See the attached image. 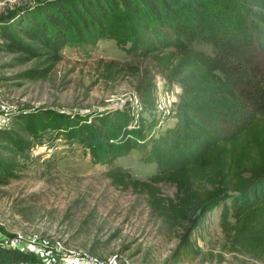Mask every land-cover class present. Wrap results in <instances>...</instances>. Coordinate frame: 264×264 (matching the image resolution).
Wrapping results in <instances>:
<instances>
[{
	"label": "trees",
	"instance_id": "1",
	"mask_svg": "<svg viewBox=\"0 0 264 264\" xmlns=\"http://www.w3.org/2000/svg\"><path fill=\"white\" fill-rule=\"evenodd\" d=\"M121 23L139 26L141 53L177 79L183 93L176 127L153 144L156 169L141 177L116 164L106 174L117 186L145 192L152 208L180 228L175 261L200 254L188 223L219 201L222 248L264 261V0H45L14 23H0V47L19 52L23 62L37 58L20 75L39 79L64 57L73 37L97 38L107 30L119 36ZM105 62L106 76L121 70L113 60ZM128 66L133 72L140 68ZM152 94L150 86L140 91L149 105ZM53 114L22 113L13 120L29 131ZM111 114L113 120L96 116L73 123L62 113L54 115L102 159L141 144L147 134L144 126L130 125L125 109ZM17 128L1 131L11 152L27 143ZM14 157L0 154V183L19 170ZM161 183L175 185V192L164 193ZM224 250L204 256L222 259ZM0 264L49 263L31 250L0 243Z\"/></svg>",
	"mask_w": 264,
	"mask_h": 264
},
{
	"label": "rangeland",
	"instance_id": "2",
	"mask_svg": "<svg viewBox=\"0 0 264 264\" xmlns=\"http://www.w3.org/2000/svg\"><path fill=\"white\" fill-rule=\"evenodd\" d=\"M44 2L0 0V23H14ZM138 27L124 28L121 23L119 36L107 30L97 38L73 37L63 48L64 57L39 79L20 75L37 58L23 62L17 59L19 52L0 47V112L12 113L15 119L48 110L73 123L94 121L96 116L113 120L112 112L125 109L130 125L144 126L147 133L141 144L100 159L54 114L42 116L46 120L36 121L29 131L12 120L4 128H17L27 143L11 152L1 134L4 128L0 131V154L13 153L19 165L9 182L0 183V243L31 250L49 264H264L222 248L221 201L188 223L200 254L175 261L180 228L152 208L145 192L117 186L106 174L110 166L120 164L146 177L157 165L155 140L168 139L177 125L183 86L141 53ZM195 44L211 49L205 41ZM109 60L121 69L113 77L104 72ZM129 64H138L139 71L133 72ZM143 86L152 89L153 105L142 100ZM161 89L174 94L170 109L157 103ZM161 187L164 193L175 192L171 183ZM208 250H224V257L205 258Z\"/></svg>",
	"mask_w": 264,
	"mask_h": 264
},
{
	"label": "built area",
	"instance_id": "3",
	"mask_svg": "<svg viewBox=\"0 0 264 264\" xmlns=\"http://www.w3.org/2000/svg\"><path fill=\"white\" fill-rule=\"evenodd\" d=\"M136 100H139V96L135 95ZM172 99H175L174 94L170 93L169 91L166 90H160L157 96V103L160 108L163 109H170L169 103L171 102ZM13 114L9 112H0V131L2 128L6 127L11 123L13 120Z\"/></svg>",
	"mask_w": 264,
	"mask_h": 264
}]
</instances>
